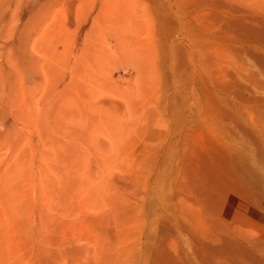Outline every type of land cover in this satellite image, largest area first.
<instances>
[{
	"label": "rangeland",
	"instance_id": "rangeland-1",
	"mask_svg": "<svg viewBox=\"0 0 264 264\" xmlns=\"http://www.w3.org/2000/svg\"><path fill=\"white\" fill-rule=\"evenodd\" d=\"M0 264H264V0H0Z\"/></svg>",
	"mask_w": 264,
	"mask_h": 264
}]
</instances>
